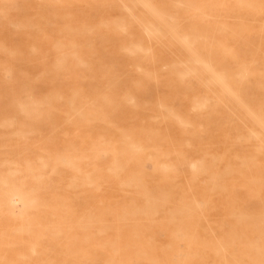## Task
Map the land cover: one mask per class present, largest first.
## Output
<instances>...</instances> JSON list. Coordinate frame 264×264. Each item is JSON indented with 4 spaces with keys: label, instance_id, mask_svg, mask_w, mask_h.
Here are the masks:
<instances>
[{
    "label": "rangeland",
    "instance_id": "obj_1",
    "mask_svg": "<svg viewBox=\"0 0 264 264\" xmlns=\"http://www.w3.org/2000/svg\"><path fill=\"white\" fill-rule=\"evenodd\" d=\"M263 24L264 0H0V264H264Z\"/></svg>",
    "mask_w": 264,
    "mask_h": 264
},
{
    "label": "bare ground",
    "instance_id": "obj_2",
    "mask_svg": "<svg viewBox=\"0 0 264 264\" xmlns=\"http://www.w3.org/2000/svg\"><path fill=\"white\" fill-rule=\"evenodd\" d=\"M59 1V0H58ZM224 1V0H223ZM238 1V0H237ZM61 2V1H60ZM121 2V1H120ZM122 3V2H121ZM240 4V3H239ZM123 5V4H122ZM224 6V5H223ZM261 6V5H260ZM154 7V6H153ZM175 7V6H174ZM154 8H156V6L154 7ZM66 14H69V13H66ZM156 15V14H155ZM69 17H70V15H68ZM156 16H158V15H156ZM206 16V15H205ZM206 17H208V16H206ZM158 18H160V17H158ZM161 20V19H160ZM136 23H137V21H136ZM164 23V22H163ZM137 25H138V23H137ZM164 25H165V23H164ZM264 25V24H263ZM139 27H140V25H138ZM145 27V26H144ZM162 27V26H161ZM264 27V26H263ZM141 28V27H140ZM167 28H169L168 27V25H167ZM142 29V28H141ZM146 29V28H145ZM171 30V29H170ZM169 30V31H170ZM262 30V29H261ZM143 31H145V30H143ZM156 31V30H155ZM172 31V30H171ZM158 33V32H157ZM173 33H174V31H173ZM146 34V33H145ZM175 34V33H174ZM146 35H148V34H146ZM176 35V34H175ZM174 35V36H175ZM178 37V36H177ZM178 39H180L181 40V38H178ZM149 40V39H148ZM181 43H184V42H182V40H181ZM182 45H185L186 46V44H182ZM186 48L188 49V47L186 46ZM141 49V48H140ZM189 50H191L190 48H189ZM193 52V51H192ZM194 53V52H193ZM195 55H196V53H194ZM61 56H62V54H61ZM199 59V58H198ZM204 60V59H203ZM97 63V62H96ZM204 63V62H203ZM206 65V64H205ZM206 68H208V66L206 67ZM210 68H212V67H210ZM213 70V69H212ZM214 71V70H213ZM9 73L11 74V72L9 71ZM8 73V74H9ZM7 74V73H6ZM213 75H214V73H213ZM248 75V74H247ZM6 76V75H5ZM215 76V75H214ZM217 78V77H216ZM220 81H222L221 79H220ZM219 81V84L221 85L222 83ZM224 83V82H223ZM119 84V83H118ZM223 85V84H222ZM224 86H227V85H224ZM229 86V85H228ZM228 86H227V90L229 89L230 90V88H228ZM225 89V90H226ZM231 92V91H230ZM231 94H232V92H231ZM232 96H235V94L233 93V95ZM217 98V97H216ZM232 98H234V97H232ZM240 98V97H239ZM239 98H237V99H239ZM235 99V98H234ZM241 99H239V101H240ZM234 101H238V100H234ZM243 101V100H242ZM222 103V102H221ZM223 104V103H222ZM235 104H236V102H235ZM241 104V103H240ZM224 106H225V104H223ZM237 105V104H236ZM243 105V103L240 105V106H242ZM244 106V105H243ZM199 107V106H198ZM202 107H203V105H202ZM226 107V106H225ZM235 107V106H234ZM245 107V106H244ZM205 108V107H204ZM240 108V107H239ZM246 108V107H245ZM194 109V108H193ZM192 109V110H193ZM200 109V108H199ZM244 109V108H243ZM228 110V109H227ZM236 111V110H235ZM245 111H247V110H245ZM248 111H249V109H248ZM237 112H238V110H237ZM250 113H252L251 111H249ZM229 113V112H228ZM159 115V114H158ZM157 115V116H158ZM85 116V115H84ZM252 116H254L253 114H252ZM160 117V116H159ZM249 117V116H248ZM158 118V117H157ZM13 120H14V118H12ZM151 119V118H150ZM160 119V118H159ZM163 119V118H162ZM257 119V118H256ZM164 120V119H163ZM179 120V119H178ZM258 121L260 122V120L258 119ZM257 121V123H259ZM180 122V121H179ZM247 122H248V120H247ZM262 123V122H261ZM16 125V124H15ZM190 124H188V126H189ZM261 126H262V124H260ZM191 127H193V125H191ZM259 127V126H258ZM260 129V128H259ZM261 130V129H260ZM105 131V130H104ZM262 131V130H261ZM106 132V131H105ZM262 133H263V131H262ZM109 134V133H108ZM191 136H193L192 134H190ZM252 135H254V134H252ZM259 135H260V133H259ZM262 135V134H261ZM109 136H111V135H109ZM47 138V137H46ZM194 138V137H193ZM262 138H264V137H262ZM191 139V138H190ZM252 139V138H251ZM258 139V138H257ZM263 141H264V139H262ZM260 141V140H259ZM260 144V143H259ZM263 144H264V142H263ZM262 143H261V145H263ZM132 146V145H131ZM189 146V145H188ZM259 146V145H258ZM263 147V146H262ZM188 148V147H187ZM264 149V148H263ZM188 150H189V148H188ZM189 154V153H188ZM196 159V158H195ZM198 160V159H197ZM197 160H196V162H197ZM201 160H203V159H201ZM75 161V160H74ZM200 163L202 162V161H200V160H198ZM38 162V161H37ZM75 163V162H74ZM74 163H72V164H74ZM79 164V163H78ZM75 170V169H74ZM193 174V173H192ZM145 175V174H144ZM194 175V174H193ZM148 177V176H147ZM48 179V178H47ZM149 179V178H148ZM149 181V180H148ZM162 181H164V180H162ZM253 181V180H252ZM165 182V181H164ZM163 183V182H162ZM166 184V183H165ZM252 184V183H251ZM65 186V185H64ZM88 186V185H87ZM86 186V187H87ZM158 186H159V184H158ZM88 187H90V186H88ZM162 187H163V185H162ZM70 189H71V187H70ZM69 189V190H70ZM169 190V189H168ZM169 192V191H168ZM68 193V192H67ZM66 193L64 192V195H65ZM69 194V193H68ZM66 196H67V194H66ZM66 196H65V198H66ZM141 196H143V195H141ZM165 196H166V194H165ZM169 196H170V194H169ZM68 197V196H67ZM259 197V196H258ZM144 198V197H143ZM145 198H147V196L145 197ZM144 198V199H145ZM166 199V198H165ZM150 202V201H149ZM149 202L147 203V205L149 206ZM60 205H62V204H60ZM262 206H264V204L262 205ZM68 207V206H67ZM70 207V206H69ZM150 207V206H149ZM149 207H147V208H149ZM151 208H152V206H151ZM157 208H159V207H157ZM156 208V209H157ZM74 209V208H73ZM153 209V208H152ZM70 210H72L71 208H70ZM25 211V210H24ZM138 211H140V210H138ZM152 211V210H151ZM154 211V210H153ZM76 212V211H75ZM146 213H148V212H146ZM157 213H158V211H157ZM161 213H162V211H161ZM2 214V213H1ZM153 214V213H152ZM163 214V213H162ZM46 215H48V212H47V214ZM156 215V214H155ZM155 215H153V216H155ZM3 216V215H2ZM207 217V216H206ZM205 217V218H206ZM3 218H4V216H3ZM56 218H57V216H56ZM82 218V217H81ZM204 218V217H203ZM81 220V219H80ZM129 220V219H128ZM148 220H149V218H148ZM26 221V220H25ZM57 221V220H56ZM82 221H84V220H82ZM158 221H159V219H158ZM87 223H88V221H86ZM86 222H84V223H86ZM209 222V221H208ZM59 223V226H60V222H58ZM89 224V223H88ZM58 225V224H57ZM56 225V226H57ZM87 225V224H86ZM207 225V224H206ZM89 225H87V227H88ZM210 226V225H209ZM83 227L85 228V226L83 225ZM86 227V228H87ZM88 229V228H87ZM82 230V229H81ZM59 231V230H58ZM83 231H85V230H83ZM171 232V231H170ZM178 232V231H177ZM55 233V232H54ZM155 233V232H154ZM179 233V232H178ZM182 233V232H181ZM61 234V233H60ZM87 234V233H86ZM102 234V233H101ZM163 234V233H162ZM172 234V233H171ZM183 234V233H182ZM213 234V233H212ZM100 235V234H99ZM173 235V234H172ZM185 235V234H184ZM116 238V237H115ZM114 238V239H115ZM118 239V238H117ZM61 240V239H60ZM154 240V239H153ZM53 242V241H52ZM54 243H56V242H54ZM60 243V242H59ZM183 243V242H182ZM255 245V244H254ZM253 245V246H254ZM37 247V246H36ZM109 247H111V246H109ZM256 247V246H255ZM114 249V248H113ZM112 249V250H113ZM255 249V248H254ZM116 250V249H115ZM114 250V251H115ZM257 251H258V248H257ZM117 254H119V252H117V251H115ZM114 252V253H115ZM32 253H34V252H32ZM113 253V254H114ZM115 255V254H114ZM123 257V256H122ZM21 258V257H20ZM23 258V257H22Z\"/></svg>",
    "mask_w": 264,
    "mask_h": 264
}]
</instances>
